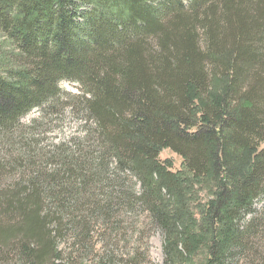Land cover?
I'll list each match as a JSON object with an SVG mask.
<instances>
[{
  "label": "trees",
  "instance_id": "1",
  "mask_svg": "<svg viewBox=\"0 0 264 264\" xmlns=\"http://www.w3.org/2000/svg\"><path fill=\"white\" fill-rule=\"evenodd\" d=\"M0 35L14 48L0 59V142L77 81L104 154L164 231V264H231L255 244L244 219L264 201V0H0ZM32 187L0 198V247L67 264Z\"/></svg>",
  "mask_w": 264,
  "mask_h": 264
},
{
  "label": "rangeland",
  "instance_id": "2",
  "mask_svg": "<svg viewBox=\"0 0 264 264\" xmlns=\"http://www.w3.org/2000/svg\"><path fill=\"white\" fill-rule=\"evenodd\" d=\"M13 50L0 35V59L6 60ZM60 88L58 98L24 115L14 134L0 142L1 200L24 198L32 186L38 188L42 214L48 216L61 250L56 262L164 264L165 234L136 198L141 193L137 178L119 171L114 159L104 154L82 85L63 80ZM160 158L170 160L174 170L182 168V156L171 149H163ZM107 201L110 213L86 212ZM252 217L259 228L253 235L255 244L236 254L231 264H264L262 198L244 220ZM13 247H0L3 264H22Z\"/></svg>",
  "mask_w": 264,
  "mask_h": 264
}]
</instances>
